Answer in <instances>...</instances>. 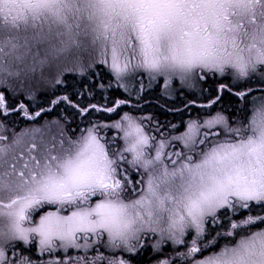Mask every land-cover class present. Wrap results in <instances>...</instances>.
Returning a JSON list of instances; mask_svg holds the SVG:
<instances>
[{
  "label": "snow or ice",
  "instance_id": "1",
  "mask_svg": "<svg viewBox=\"0 0 264 264\" xmlns=\"http://www.w3.org/2000/svg\"><path fill=\"white\" fill-rule=\"evenodd\" d=\"M96 66L128 96L104 107L57 94ZM153 93L204 115H135ZM63 104L83 119L40 123ZM149 253L264 264V0H0V264Z\"/></svg>",
  "mask_w": 264,
  "mask_h": 264
},
{
  "label": "rangeland",
  "instance_id": "2",
  "mask_svg": "<svg viewBox=\"0 0 264 264\" xmlns=\"http://www.w3.org/2000/svg\"><path fill=\"white\" fill-rule=\"evenodd\" d=\"M96 67H99V66H96ZM96 67H94V69L96 68ZM101 67H103L106 71H107V68L106 67H104V66H101ZM93 69V70H94ZM100 69V68H99ZM98 70V69H97ZM104 71V70H103ZM106 71H104V73H107ZM68 75H73V74H68ZM67 75V76H68ZM76 75V77L77 78H82L81 76H77L78 74H75ZM86 77V76H85ZM92 81H94V79H92ZM111 83L112 84V86L114 87H117V85H116V82H115V80H114V78L111 80V81H108V83ZM57 87V86H56ZM122 89V88H121ZM122 91L124 92V90L122 89ZM125 93V92H124ZM65 94H67L66 92H59V95H65ZM127 94V93H126ZM117 98L118 99H120L121 97L118 95L117 96ZM230 100H231V108L229 109L228 108V111L229 112H232L234 109H236V108H239V107H242V105H240V104H237L236 102H235V98H229ZM113 102H114V100L112 101V102H110V103H101V102H91V103H95V104H97L98 106H104V107H106V106H112L113 105ZM157 102V101H156ZM160 102H162V101H158V103H157V105H160L161 103ZM175 102H168L167 103V107H172V105L174 104ZM85 105H87V104H85ZM61 106H65V108H57V111L56 112H51L50 114H48V116H49V118H51V117H54L55 118V116H57L56 118H59L60 117V115H59V113L61 112H64L65 110H69V108H68V106L66 105V104H63V105H61ZM234 106V107H233ZM123 107V110L124 111H126L125 110V106H122ZM140 107L143 109V111H137V112H135V115H137V116H146V115H151V116H154L155 117V119L156 120H158V121H160L161 122V124L163 125V124H169V122H165L166 120H162V119H160V118H158L156 115H155V113L154 112H161V110H159L158 108H156V106H151V104H150V102L149 101H146V102H144L142 105H140ZM217 110H220V108H219V106L217 107ZM143 112H147V113H143ZM151 112H153V113H151ZM110 115H112V116H114V114H108V113H96V112H93V114H92V120L93 121H95V122H100V123H111V120H108L107 118H108V116H110ZM203 115H204V111L203 112H201V114L199 113V112H193V114H191L190 116H188L187 118H184L183 119V121H188L189 119H195V118H197L198 116H200V117H203ZM235 116H236V118H239L240 117V113H236L235 114ZM107 117V118H106ZM75 119V121L76 122H80L83 118L82 117H73V118H71V117H69V116H66V117H63V120H65V121H68V122H72L73 120ZM54 120H56V119H51V120H46V119H44V120H42V121H40V123L41 124H44V123H46V122H48V121H54ZM174 124H177V123H175L174 122ZM73 126H74V124H73ZM83 126V125H82ZM186 130V128L183 126V128H181V132L182 131H185ZM115 132H116V130H113V134H115ZM174 134H177V133H174ZM223 243V242H222ZM169 252H170V250H169ZM169 252H166V253H164V255H168L169 254ZM150 254V253H149Z\"/></svg>",
  "mask_w": 264,
  "mask_h": 264
},
{
  "label": "trees",
  "instance_id": "3",
  "mask_svg": "<svg viewBox=\"0 0 264 264\" xmlns=\"http://www.w3.org/2000/svg\"><path fill=\"white\" fill-rule=\"evenodd\" d=\"M95 69L101 70V67H96ZM103 70L106 71L104 68H102V71ZM100 76L106 78V73L103 74L101 72ZM91 78L93 79V76ZM75 79H78V81L75 82ZM92 85H96V86L92 87ZM80 87H83V88L80 89ZM76 89L79 90V93H81V95H75V93L78 92L76 91ZM56 91L58 95H59V92H66L68 95H71L74 100H78L84 105L88 104L89 102H101L102 104L103 103L108 104L112 102L113 100H115L117 96L120 94L119 92L120 90H118L117 88L114 89L111 87V88L100 89V87L96 84V82L87 79V76L79 79L76 77V75L74 76L68 75L67 83L58 85L56 87ZM43 102H44V106L48 107L47 97L43 98ZM57 108H65V106H58L53 109L54 110L53 112H56Z\"/></svg>",
  "mask_w": 264,
  "mask_h": 264
},
{
  "label": "bare ground",
  "instance_id": "4",
  "mask_svg": "<svg viewBox=\"0 0 264 264\" xmlns=\"http://www.w3.org/2000/svg\"><path fill=\"white\" fill-rule=\"evenodd\" d=\"M78 79H75V82H77ZM83 87H80V89H82ZM76 91L79 92V90L76 89ZM223 107L226 109H230L231 106V100L230 99H225L224 100V104ZM234 107V106H233ZM158 118L162 119V120H166L165 122H175L177 124L181 123V120L179 118V116L177 114H173V113H169V112H154Z\"/></svg>",
  "mask_w": 264,
  "mask_h": 264
},
{
  "label": "flooded vegetation",
  "instance_id": "5",
  "mask_svg": "<svg viewBox=\"0 0 264 264\" xmlns=\"http://www.w3.org/2000/svg\"><path fill=\"white\" fill-rule=\"evenodd\" d=\"M206 87H210V85L208 84V85H206ZM206 95H208V93L207 92H205V93H203V94H201V93H197V96H198V98H200V100H203L204 99V96H206ZM229 99V97H225V99ZM188 112V111H187ZM61 113V112H60ZM65 112H62L61 114L63 115ZM70 116H73V112H67ZM43 117H44V115H43ZM76 117H78V116H76ZM42 120V119H41ZM153 256H154V254H152V253H150V254H148V255H146V256H144L143 257V260H144V264H155V259L153 258Z\"/></svg>",
  "mask_w": 264,
  "mask_h": 264
}]
</instances>
